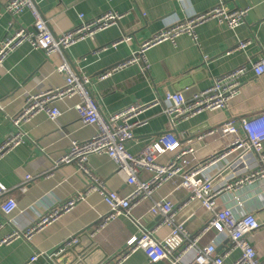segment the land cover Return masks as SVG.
I'll return each mask as SVG.
<instances>
[{"label":"crops","instance_id":"1","mask_svg":"<svg viewBox=\"0 0 264 264\" xmlns=\"http://www.w3.org/2000/svg\"><path fill=\"white\" fill-rule=\"evenodd\" d=\"M8 0H0V41L20 26L31 30L33 18L29 11L23 12L16 21L4 10ZM39 9L50 30L61 36L80 23V15L94 19L103 13L114 11L123 17L117 25L98 33L93 39L81 41L65 51V59L75 73L90 78L89 89L98 104L102 116H109L127 106L151 102L167 93H181L189 100L210 87L213 78L222 76L235 68L251 65L262 55L264 46V0H37ZM223 4L229 10L248 8L243 25L235 30L208 22L196 30L197 41L183 35L175 43L163 42L149 48L144 60L101 78L103 74L126 62L137 54L141 46L152 37L177 21L200 14ZM13 26V27H12ZM12 27V28H11ZM123 36L130 38L113 47ZM251 40L245 51H234L239 41ZM204 58H208L204 61ZM62 63L60 55L47 56L45 52L23 44L12 53L0 67V144L19 129L13 119L23 110L29 97L63 88L64 74L57 71ZM145 65L148 71L143 70ZM79 95L63 98L54 103L59 116L51 119L41 112L20 126L22 143L0 160V182L8 189L2 199L12 198L17 209L9 216L0 210V264H79V257L72 249L87 247L95 242L96 251L88 264H110L128 245L129 240L145 230H156L160 219L153 217L149 209L153 202L170 197L178 208L188 198L180 187L181 180L174 179L157 190L152 198L144 200L131 212V218L120 216L97 231L101 219L107 215L108 206L98 192H90L74 209L53 223L37 231L30 240L20 239L1 244L17 230L29 228L44 214L66 202L88 187L90 180L81 173L76 164H61L73 142H84L95 136L97 125L85 126L79 120L76 106ZM264 111V75L257 78L252 73L242 78V87L223 111L200 114L172 129L168 117L160 108L148 111L143 118L148 124L136 129L135 137L126 143V149L134 155L153 144L163 134H173L181 142L194 138L200 130L219 128L224 123H238ZM241 118V119H240ZM203 144H197V154ZM172 153L159 157L166 163ZM220 168V166H218ZM218 167L211 168L212 175ZM87 168L108 191L127 196L133 190L125 179L116 173V164L108 156L93 155ZM258 170V168H256ZM27 176L32 179L26 180ZM141 180L150 175L142 172ZM234 180L231 172L223 179ZM224 181V180H223ZM215 183H222L217 178ZM222 207L230 208L236 215L254 214L262 224L251 240L260 261H264V181L243 186L219 199ZM210 214L199 202H193L178 211L174 221L197 234L207 224ZM139 222V225L135 223ZM89 229V236L81 235L78 244L65 247L67 242ZM89 233V232H88ZM170 229L159 228L154 237L167 240ZM212 241L218 244V252L231 246L230 240L215 231L207 233L199 242L205 246ZM61 249L62 252L58 253ZM70 251V252H69ZM69 252L68 254H66ZM66 254L62 256V254ZM55 254V259L52 256ZM233 250L225 264H233L240 256ZM39 255V259H30ZM77 256V257H76ZM190 254L187 259H191ZM121 264H151L143 251H137ZM155 264H172L161 261Z\"/></svg>","mask_w":264,"mask_h":264},{"label":"built area","instance_id":"2","mask_svg":"<svg viewBox=\"0 0 264 264\" xmlns=\"http://www.w3.org/2000/svg\"><path fill=\"white\" fill-rule=\"evenodd\" d=\"M4 10L13 21H16L23 12L29 11L34 22L31 30L20 26L0 41V67L12 53L27 43L34 49L45 52L47 56L53 54L61 56L62 63L57 71L65 75L66 84L63 88L28 98L23 110L12 120L19 131L9 135L0 144V160L22 143L23 134L20 131L22 123L41 112H45L52 120L57 118L59 111L54 107V103L63 98L79 95L81 102L76 106L79 120L85 126L97 125L99 131L87 141L73 142L58 164L77 165L79 171L90 180L84 192L44 214L35 225L17 230L4 238L1 244H10L20 239L30 240L37 231L71 212L76 204L90 192H98L109 209L107 215L101 219L98 231L120 216L131 218V212L135 207L144 200L152 198V195L164 184L179 178L180 187L188 193L186 201L176 208L170 197H165L153 202L149 209L150 215L160 219L155 229L169 228V238L159 241L154 237L156 230H145L138 221H135L141 228V234L131 238L127 248L110 264H121L140 250L144 252L151 264L161 261H169L172 264H225V259L233 250L241 252L233 264H264V261L258 259L250 243L262 226L257 217L252 213L236 215L230 208L219 204V199L223 195L237 188L264 181V111L251 118H243L238 123L229 121L219 128L204 130L186 142H181L179 137L173 134H163L137 155L131 154L126 149V143L135 137V130L148 124V119L143 116L150 110L160 108L168 117L171 128L176 129L179 124L200 114L228 109L242 87V78L249 73L257 78L264 75V46L261 48L262 55L256 62L213 78L210 87L189 100L181 93H167L163 98L158 97L151 102L132 104L106 117L102 116L98 104L91 95L90 78L72 70L65 59V51L117 25L123 16L109 11L87 20L80 15V23L77 26L61 36H55L43 18L37 0H8ZM249 10L248 8L229 10L221 4L177 21L146 41L135 56L109 70L101 78L140 63L144 60L146 51L155 45L163 42L175 43L183 35L192 37L196 42L197 28L208 22L216 21L220 26L235 30L244 24ZM128 41L130 38L123 36L113 44V47ZM251 44V40L239 41L234 51H245ZM207 59L204 58V61ZM143 70L148 71V66L145 65ZM208 139L212 140L206 142L201 153L197 154L195 146L203 144ZM166 153H172L171 158L164 164L159 163V157ZM101 154L115 162L116 173L133 187L130 194L123 197L118 192L108 191L90 174L87 168L89 158ZM215 167H218L215 173L207 174L211 168ZM142 172L148 173L150 178L141 180L139 176ZM227 172H231V178L234 180L223 179ZM217 178H222V183H215ZM30 179H32L31 176L26 177V180ZM7 192V187L0 182V210L5 217L17 209L14 199L1 200ZM193 202H199L211 215L207 224L197 234L189 232L183 224H177L174 221L178 211ZM211 231L230 240V248L220 253L216 241L200 247L198 244L201 239ZM77 242V238H74L67 242L65 247ZM63 250L61 249L58 253ZM190 254L192 258L187 259ZM39 257V255L33 256L30 262L37 261Z\"/></svg>","mask_w":264,"mask_h":264},{"label":"water","instance_id":"3","mask_svg":"<svg viewBox=\"0 0 264 264\" xmlns=\"http://www.w3.org/2000/svg\"><path fill=\"white\" fill-rule=\"evenodd\" d=\"M241 119V118H240ZM203 130H200L198 133H196L195 135L197 136L199 133H201ZM89 232V233H88ZM93 233V230L90 231L89 229L85 230L82 232V234L78 235L76 238L78 240V238H81V235L83 236H87V234L90 236ZM78 244V243H77ZM96 244L93 241H90L89 245L87 247H83L82 249H78L77 246H75L72 251H75L77 256L79 257L80 261L77 260V262H79V264H88L90 258H92L93 254L96 251ZM70 252V251H69ZM69 252H67L66 254H68ZM65 253L62 254V256L66 255ZM76 256V257H77ZM52 258L55 259V254L52 256ZM56 260V259H55Z\"/></svg>","mask_w":264,"mask_h":264}]
</instances>
